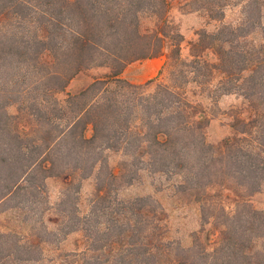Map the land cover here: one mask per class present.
Segmentation results:
<instances>
[{"label":"trees","instance_id":"obj_1","mask_svg":"<svg viewBox=\"0 0 264 264\" xmlns=\"http://www.w3.org/2000/svg\"><path fill=\"white\" fill-rule=\"evenodd\" d=\"M189 3L218 21L240 4L242 16L199 29L185 58L169 0H0V264H41L74 233L76 249L58 250L53 264H264V208L252 201L264 192V0ZM158 56L165 60L147 81L121 76ZM192 87L213 112L220 96L241 98L217 143L206 140L210 116ZM108 151L122 155L118 172ZM141 172L197 205L188 246L168 237L156 198L120 195ZM48 178L63 180L54 202Z\"/></svg>","mask_w":264,"mask_h":264},{"label":"rangeland","instance_id":"obj_2","mask_svg":"<svg viewBox=\"0 0 264 264\" xmlns=\"http://www.w3.org/2000/svg\"><path fill=\"white\" fill-rule=\"evenodd\" d=\"M190 0H169L170 10L169 16L171 20L179 27L180 32L184 36V41L181 45V55L187 58L189 54V41L196 38V32L204 28L207 31H214L221 24H237L241 20V6L240 4H230L224 9V17L222 20H213L208 16L204 10H191L193 6L189 3ZM261 21L264 23V6L261 9ZM255 40H261L259 33L254 34ZM164 56L156 58L145 59L140 61H133L126 66L121 76L133 83H143L148 79L154 77L158 73V69L164 62ZM107 71L106 68H93L85 74H79L68 85L67 90L70 92L77 91L85 86L90 80L91 76H99ZM164 75V74H163ZM161 75V78L164 76ZM160 77V76H159ZM191 98L198 100L207 107V112L210 116L209 123L205 129L206 140L211 143H217L223 137L231 132L229 127L230 117L227 110L231 106H238L241 104V98L228 94L220 96L217 100L218 109L213 112L209 109L211 100L201 94L198 89L192 87ZM13 110V108H10ZM91 130L88 129L86 135L89 136ZM108 164L115 171L118 172V163L122 158L119 152L108 151ZM47 194L49 200L54 202L59 197L60 190L63 186V180L57 178H48ZM158 181L153 179L146 172H141L140 177L132 185L122 186L120 195L123 197H130L136 195H151L156 198L164 207L167 213L168 222V237L178 240L182 245L188 246L191 242V233L198 230L199 214L197 205L193 202H188L185 199H180L175 196L171 186H164L163 189H156ZM162 184H166L162 182ZM94 190V177L91 176L82 181L79 192V207L81 212L88 209V203ZM252 201L258 208H264V192L256 194L252 197ZM9 216H1V221L4 224H9ZM11 219V218H9ZM51 224V223H50ZM79 234H70L59 245L58 249L47 248L44 251L45 258L41 264H53L50 257L54 256L58 250L69 251L76 249L75 239Z\"/></svg>","mask_w":264,"mask_h":264}]
</instances>
